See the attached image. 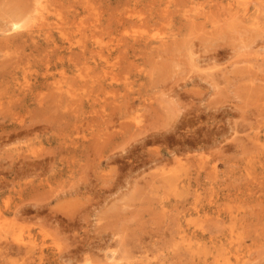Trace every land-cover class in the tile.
Segmentation results:
<instances>
[{
  "label": "rangeland",
  "instance_id": "1",
  "mask_svg": "<svg viewBox=\"0 0 264 264\" xmlns=\"http://www.w3.org/2000/svg\"><path fill=\"white\" fill-rule=\"evenodd\" d=\"M0 252L264 264V0H0Z\"/></svg>",
  "mask_w": 264,
  "mask_h": 264
},
{
  "label": "bare ground",
  "instance_id": "2",
  "mask_svg": "<svg viewBox=\"0 0 264 264\" xmlns=\"http://www.w3.org/2000/svg\"><path fill=\"white\" fill-rule=\"evenodd\" d=\"M44 1V0H43ZM227 2V1H226ZM243 2V1H242ZM247 2V1H246ZM256 3V2H255ZM231 5V4H230ZM254 5V4H253ZM39 6V5H38ZM246 6V5H245ZM239 7V6H238ZM247 7V6H246ZM246 7H245V9H246ZM32 9V8H31ZM182 9V8H181ZM231 11V10H230ZM245 12V11H244ZM39 13V12H38ZM263 17V16H262ZM31 18V17H30ZM34 18V17H33ZM41 18V17H40ZM17 20V19H16ZM30 20V19H29ZM22 22V21H21ZM23 23V22H22ZM33 23V22H32ZM13 25V24H12ZM12 25L10 26V27H12ZM15 25H17V24H15ZM41 25V24H40ZM47 25V24H46ZM255 25H256V23H255ZM50 26V25H49ZM15 27V26H14ZM52 27V26H51ZM57 27V26H56ZM36 28H37V26H36ZM47 33V32H46ZM161 46V45H160ZM144 49V48H143ZM214 56V55H213ZM22 93V92H21ZM38 103V102H37ZM15 104V106H16V103H14ZM171 104V103H170ZM39 108V107H38ZM71 108V107H70ZM54 109V108H53ZM54 111V110H53ZM57 116V115H56ZM31 117V116H30ZM63 117V116H62ZM9 118V117H8ZM19 120V119H18ZM47 120V119H46ZM14 122H16V121H14ZM31 122V121H30ZM48 122V121H47ZM53 122H54V120H53ZM5 125V124H4ZM147 131V130H146ZM20 132V131H19ZM137 133V132H136ZM145 133V132H144ZM24 134H27V132L26 133H24ZM23 135V134H22ZM30 135V134H29ZM10 136V135H9ZM10 137H12V136H10ZM19 137V136H18ZM166 137V136H165ZM9 138V137H8ZM163 138H164V136H163ZM151 139V138H150ZM148 142V141H147ZM69 153V152H68ZM156 154V153H155ZM157 157V156H156ZM36 159V158H35ZM159 159V158H158ZM159 161V160H158ZM158 161H157V163H158ZM28 166V165H27ZM29 168V167H28ZM40 168V167H39ZM36 171H38V170H36ZM21 173V172H20ZM37 175V174H36ZM86 184V183H85ZM23 191V190H22ZM29 193V192H28ZM20 200V199H19ZM19 209V208H18ZM17 216V215H16ZM15 216V217H16ZM27 246V245H26ZM10 247V246H9ZM8 249H10V248H8ZM13 249V248H12ZM1 253V252H0ZM58 256V255H57ZM71 259V258H70Z\"/></svg>",
  "mask_w": 264,
  "mask_h": 264
}]
</instances>
